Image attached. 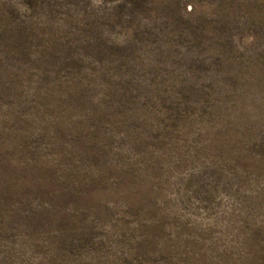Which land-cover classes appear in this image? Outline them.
Instances as JSON below:
<instances>
[{
    "label": "rangeland",
    "instance_id": "rangeland-1",
    "mask_svg": "<svg viewBox=\"0 0 264 264\" xmlns=\"http://www.w3.org/2000/svg\"><path fill=\"white\" fill-rule=\"evenodd\" d=\"M0 264H264V0H0Z\"/></svg>",
    "mask_w": 264,
    "mask_h": 264
}]
</instances>
